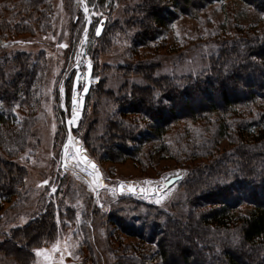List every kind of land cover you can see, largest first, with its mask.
I'll return each instance as SVG.
<instances>
[{
	"label": "rangeland",
	"instance_id": "1",
	"mask_svg": "<svg viewBox=\"0 0 264 264\" xmlns=\"http://www.w3.org/2000/svg\"><path fill=\"white\" fill-rule=\"evenodd\" d=\"M109 1L101 5L99 0H43L36 8L39 11H33L26 0H0V22L5 24L0 28V43L17 41L3 52L17 47L41 60L32 95L15 106L16 117L10 126L11 130L26 131L24 149H0L4 157L25 169L24 185L16 187L10 202H0V248L5 249L8 238L21 242L23 248L15 245L4 254L0 249V264H21L19 256L26 254L31 259L23 264H119L123 259L137 260L143 253L153 255L156 248L128 235L112 221V214L124 206L121 198L131 197L187 217L191 208L185 204L184 186L179 185L193 168L210 160L198 156L195 147L212 138L213 128L202 122L183 121L173 125L164 139L131 143L135 153L114 161L107 143L119 134L111 131L110 136L103 130L111 120L130 122L131 118L122 115L107 89L118 94L128 73L122 67L127 62L157 64L155 78H184L209 68L224 40L264 31V13L242 0H224L209 5L198 17L180 15L158 42L150 48H136L132 55L118 24L102 44H94L91 38L100 18H107L109 24L124 18V4L111 6ZM88 60L96 64L97 75L92 82L97 93L70 126L72 98L82 89L73 91V77L78 70L84 72ZM131 81L144 84L143 79ZM75 111H79L77 105ZM69 137L83 147L89 161L95 162V174L75 154ZM232 148L231 141L222 138L214 154ZM44 213L53 214L55 230L48 236L49 243L41 246L35 240L30 248L27 241L19 239L24 232L29 236L35 233L34 227ZM57 247L59 250H54Z\"/></svg>",
	"mask_w": 264,
	"mask_h": 264
},
{
	"label": "trees",
	"instance_id": "2",
	"mask_svg": "<svg viewBox=\"0 0 264 264\" xmlns=\"http://www.w3.org/2000/svg\"><path fill=\"white\" fill-rule=\"evenodd\" d=\"M41 1L26 0V4L39 11L36 8ZM220 1L224 0H110L111 6L124 4V18L114 24L100 18L102 35L97 36L95 30L91 38L94 44H102L118 24L133 55L136 48H150L158 42L180 15L198 17ZM242 1L264 13V0ZM107 3L99 0L101 5ZM3 25L1 21L0 28ZM10 43L15 45L17 41L0 43V149L20 152L27 133L11 130L14 108L32 95L41 60L17 47L3 52ZM210 62L207 69L176 79L155 78L157 64L127 62L122 67L128 73L118 94L107 89L122 115L131 118L130 122L111 120L103 130L119 134L114 141L107 139L114 161L135 153L131 143L164 139L173 125L183 121L202 122L213 128L212 138L195 147L198 156L210 160L193 168L179 185L184 186L185 204L191 208L187 217L131 197L120 199L124 206L114 211L112 221L156 250L153 255L143 253L137 260L123 259L119 264H264V31L224 40ZM95 69L96 64L93 76L97 75ZM131 79H143L144 84ZM94 89L97 87H92L86 98L85 111L97 93ZM222 138L231 141L233 148L215 155ZM24 170L0 153V202H10L16 187L24 185ZM44 214L34 227L35 233L29 236L24 232L19 239L27 241L30 248L36 241L41 246L49 243L48 236L55 230L53 214ZM20 243L8 238L1 253H8L15 245L22 249ZM30 257L19 256V261L28 263Z\"/></svg>",
	"mask_w": 264,
	"mask_h": 264
},
{
	"label": "water",
	"instance_id": "3",
	"mask_svg": "<svg viewBox=\"0 0 264 264\" xmlns=\"http://www.w3.org/2000/svg\"><path fill=\"white\" fill-rule=\"evenodd\" d=\"M100 26V24H99ZM103 29H104V26L102 25V30H101V34L100 35H97V36H101L102 35V32H103ZM89 62L91 61H86L85 62V71H81V70H78L75 77H74V81H73V91H77L81 86H82V89L80 91V95L78 97V103H77V106L79 108V117L82 116L83 114V110H84V107H85V104H86V98L87 96L89 95L90 93V90L93 86V82H92V78H93V69H94V64L91 62V69L88 68V64ZM81 76H83L84 78V82L82 84L81 82ZM77 77H80V80H79V83L77 84V81H76V78ZM84 86H88L89 88V91L85 94L83 93V87ZM85 157L87 158L86 160H90L89 156L88 155H84L83 158L85 159ZM95 162L93 161H90V165Z\"/></svg>",
	"mask_w": 264,
	"mask_h": 264
},
{
	"label": "snow or ice",
	"instance_id": "4",
	"mask_svg": "<svg viewBox=\"0 0 264 264\" xmlns=\"http://www.w3.org/2000/svg\"><path fill=\"white\" fill-rule=\"evenodd\" d=\"M88 8L87 7H85L84 8V12L85 13H88ZM89 23H90V21H89ZM101 30H102V23L100 24V26H98L97 28H96V35H100L101 34ZM61 47H67V45H60ZM88 68L89 69H91V62H89V64H88ZM79 80H80V77H77L76 78V81H77V84L79 83ZM60 91L61 92H63V89L61 88L60 89ZM89 91V88H88V86H84L83 87V93H87ZM79 95V93H76L75 95H73V98H72V105H73V111H72V114H71V118L68 120V124L71 126V125H73V124H75L76 123V120L78 119V117H79V113L78 112H76L75 111V107H76V105H77V103H78V100H77V96ZM71 143H72V138L71 137H69L68 138V144L69 145H71ZM79 149H77V153H79ZM65 155H68V149H67V147H65ZM87 158L85 157V160H86ZM91 167L93 168V169H95L96 168V165L94 164V163H92L91 164ZM177 176L179 175V174H176ZM45 183H47V181H45ZM165 187H167V185H165ZM134 190V189H133ZM52 191L53 192H55L56 191V189L55 188H53L52 189ZM156 203H160V200H156ZM54 250H59L58 249V247L57 248H55ZM41 253L39 252V251H37V255H40Z\"/></svg>",
	"mask_w": 264,
	"mask_h": 264
},
{
	"label": "bare ground",
	"instance_id": "5",
	"mask_svg": "<svg viewBox=\"0 0 264 264\" xmlns=\"http://www.w3.org/2000/svg\"><path fill=\"white\" fill-rule=\"evenodd\" d=\"M72 144L75 146V148H76V151H75V154L76 155H78V157L82 160V161H84V162H86V165H88L89 167H88V169H89V172L90 173H96V168L95 169H93L92 167H91V165H90V161L89 160H85L84 158H83V156H84V154H85V150L83 149V147H81V146H79L78 145V142H76V141H72ZM77 149H79L80 151H79V153H77ZM86 180H87V178H85ZM132 191H133V189H131Z\"/></svg>",
	"mask_w": 264,
	"mask_h": 264
}]
</instances>
